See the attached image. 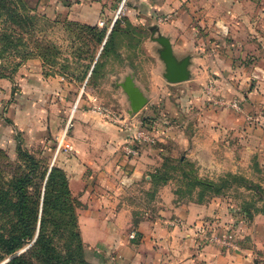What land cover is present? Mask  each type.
<instances>
[{"label": "rangeland", "instance_id": "374dc122", "mask_svg": "<svg viewBox=\"0 0 264 264\" xmlns=\"http://www.w3.org/2000/svg\"><path fill=\"white\" fill-rule=\"evenodd\" d=\"M14 2L18 17L10 21H6L4 16L0 19V34H3V37H11L13 41L12 45H6L4 41H0V74L7 75L13 80L19 102L14 101L16 94L12 101L16 103L18 109L26 106L25 101L22 102L25 100L22 95L24 87L20 86H29L31 90L29 96L35 98L32 103L38 104L39 108L48 114L44 118L49 120L52 131L40 144L33 143L31 138V146H28L20 128L23 114L21 111L16 113L15 118L19 125L13 123L15 131L12 141L4 146L0 145V150L5 152L11 165L10 175L18 173V167H21V170L25 169L19 157V151L22 150L42 161L47 175L53 167H58L66 173L69 181V174L64 167L66 160H63L64 163L61 164L60 157L73 150H66L64 146L61 150L59 149L64 138V144H70L74 133L82 135L90 131L89 122L82 124L77 122L80 112L92 118H102L114 126L121 134V141L123 140V143L118 146L121 151L128 144L129 135L133 132L136 134L139 129L146 131L149 135L155 134L160 139L161 132L165 128L178 133V124L191 126L201 112H206L204 115L206 117L210 112L216 113V116L222 115L223 123L220 122L218 125L220 128L218 126L216 128L220 130L216 142L219 154L221 153L222 164L226 167L222 169L225 170L224 172H221L219 176L202 172L197 163L183 157L188 153L184 151V147L182 149L173 147L175 157L166 159L169 161L165 160L160 169L174 185L177 201L208 204L212 199L221 198V204L227 206L219 219L201 224L197 235L201 243L230 252L242 253L248 250L255 255L254 264H264V250L259 249L254 237L259 235L255 234L259 224L257 221L264 220L263 217L258 219V216H264V213L257 211V208H262L263 204L254 191L245 185L241 186L243 184L233 182L218 197L212 196L209 192L203 194L202 189L192 186L194 177L219 183L221 179L232 174L245 178L250 184L254 183L264 189V148H262L264 146V103L260 86H256L253 79L242 84L243 76L238 77L233 74L231 77L223 75L221 78L210 73L211 63L216 62L210 59L207 60L205 72L197 70L198 73L193 74L192 80L181 84L168 83L162 76L163 65L156 52L158 45L151 41L150 27L141 20L143 14H134L131 10L133 0L126 1L119 15V18L123 20L122 28L128 29L131 25L132 30V35L126 36L125 39L123 36L119 38L116 49L121 55L120 58L111 56L104 60L103 68L99 69V73L92 75V67L95 66L99 57L94 61L92 56L95 48L94 39L90 35L83 33L80 28L70 27V24L76 22L69 21L67 17L53 15L51 0H14ZM122 3L123 0H117L115 4L114 9L117 14ZM128 22L130 24H127ZM108 23L104 26H88L110 29L111 22ZM192 39L195 40L197 47L199 44L197 37L193 36ZM213 45L205 43L202 48L210 51ZM237 48L240 47L237 46ZM80 53L85 55L81 56ZM189 53L196 55L197 52ZM179 54L185 55L187 52L179 51ZM234 56V59L227 61L228 64L233 62L234 66L240 63L248 66L249 61L251 65L254 63L251 57L244 58L243 55L238 59V53L235 54V52ZM130 74H134L136 84L149 97L148 104L134 116L129 115L130 103L123 88L119 86ZM252 88L257 91L255 94H251ZM193 100H197L201 106L190 105ZM193 117L195 120H192ZM34 118L36 119L37 116ZM52 120L56 123H52ZM231 121L237 122L235 129H229ZM251 130H254L252 131L254 134L249 137L248 131ZM233 132L236 133L233 134ZM250 143L253 144V149L248 151ZM164 144V141L157 140L156 144L145 146L147 148L161 147L160 145L172 147L169 143ZM138 147L142 151L144 146ZM123 155L128 159L138 157H129L124 151ZM235 166L239 169L236 171L229 169ZM148 173L150 176L155 174ZM38 181L43 183L42 178ZM150 182V188L146 182H143L126 193L125 196L132 203L131 205L144 210L152 206L144 200L157 193L160 187H155L152 179ZM69 187L71 190L70 182ZM72 195L77 200V214L80 217L83 203L73 192ZM2 216L0 230L7 231L4 224L9 222L10 218L5 219L6 214ZM40 217L41 215L39 219L35 218L39 222L32 239L27 240L12 254L7 255L0 251V264H8L17 257H25L26 264H32V262L36 264V261L40 264L36 254L33 256L30 254L39 237ZM137 220L138 218L135 217L134 222L136 223ZM262 222L261 224H264V221ZM79 226L85 246V261L89 264H104L90 255L81 231L80 220Z\"/></svg>", "mask_w": 264, "mask_h": 264}, {"label": "crops", "instance_id": "0c3cea01", "mask_svg": "<svg viewBox=\"0 0 264 264\" xmlns=\"http://www.w3.org/2000/svg\"><path fill=\"white\" fill-rule=\"evenodd\" d=\"M116 2L51 0L52 13L57 17L63 15L69 21L83 25L104 26L111 22L107 38L119 19H116L114 9ZM131 10L134 14H143L141 20L149 27L157 25L164 35L171 37L177 54L179 51L197 52L194 54L193 74L205 72L207 60H214L210 73L221 78L233 74L243 76L242 84L253 79L256 86H260L264 103V0H133ZM193 36L197 37V47ZM205 43L214 44L212 50H204ZM233 51L238 53V59L244 55V58L251 57L254 63L251 65L249 61L248 66L228 64L227 61L235 57ZM20 87H24L22 95L25 100L22 102L25 101L26 106L18 109L12 101L15 94L14 101H18L13 80L0 78V145L3 146L12 141L13 123L19 125L15 118L19 111L23 114L20 128L28 146H31V138L33 143L40 144L52 131L49 120L44 118L48 114L32 103L35 98L29 96V86ZM253 89L251 94L257 92ZM190 103L201 106L197 100ZM205 114L199 113L196 120L193 117L195 122L191 126L178 124V133L165 128L160 139L154 134L157 140L172 147L160 145L152 148L150 144L147 148L144 145L134 159L126 158L118 147L123 140L114 126L102 118H92L82 112L78 114L77 122H89L90 131L73 134V144L70 143L73 152L61 155L60 162L63 164L66 160L64 167L70 177L71 190L83 203L79 217L81 231L90 255L96 260L104 264H254L255 255L248 250L230 252L204 245L197 238L201 224L219 219L227 208L221 204V198L212 199L208 204L177 201L171 181L154 195L147 194L149 197L144 201L152 206L145 210L131 205L125 196L139 183L146 182L151 187L148 172L155 173L166 159L175 157L173 147H184L188 153L183 157L197 163L202 172L219 176L225 171L216 142L220 131L216 128L223 123L222 115L210 112L206 117ZM52 123H56L55 120ZM230 124L233 126L230 125L229 129H235L237 122L231 121ZM54 128H57L55 124ZM252 131H248L249 137L254 134ZM252 149L250 143L247 150ZM229 169L236 171L239 167ZM135 217L138 218L136 223ZM261 217L264 218L259 215L258 219ZM262 221H257L255 233L260 239L254 237L259 249L264 250Z\"/></svg>", "mask_w": 264, "mask_h": 264}, {"label": "trees", "instance_id": "16d2710c", "mask_svg": "<svg viewBox=\"0 0 264 264\" xmlns=\"http://www.w3.org/2000/svg\"><path fill=\"white\" fill-rule=\"evenodd\" d=\"M14 3V0H0V19L4 16L6 21H10L18 17ZM122 21L120 18L117 19L108 38V28L79 23L70 24V27L80 28L83 33L94 39L95 48L92 52L94 61L101 51L95 66L92 67V75L99 73V69L103 68L104 60L111 56L120 58L121 55L116 49L119 38L123 36L125 39L126 36L132 35L131 25L128 29H124L121 26ZM2 35L0 34V41H4L6 45L13 44L11 37ZM91 48L93 49L92 46ZM80 55L85 54L80 53ZM7 77L9 78L0 74V78ZM19 157L25 169L21 170V167H18L19 172L10 175L11 165L8 157L0 150V222L4 214H6L5 219L10 218L9 222L4 224L7 231L0 230V251L7 255L12 254L27 240L32 239L37 230L39 222L37 219L41 215L40 233L31 250V256L36 254L40 264H89L84 258L85 246L80 232L77 200L72 195L66 173L61 168L53 167L47 175L43 162L32 154L20 150ZM161 170L158 169L151 176L155 187H161L169 182ZM41 178L43 183L38 181ZM233 182L252 189L263 204L262 208H257V211L264 213V189L254 183L250 184L245 178L231 174L218 183L194 177L192 186L202 189L203 194L209 192L212 196L219 197ZM33 212L37 214L33 215ZM25 260V257H17L8 264H26ZM37 262L36 264H39Z\"/></svg>", "mask_w": 264, "mask_h": 264}, {"label": "water", "instance_id": "95a60500", "mask_svg": "<svg viewBox=\"0 0 264 264\" xmlns=\"http://www.w3.org/2000/svg\"><path fill=\"white\" fill-rule=\"evenodd\" d=\"M150 32L151 41L158 45L156 52L163 65V78L170 84H181L192 80L195 56L192 53L177 54L171 37L164 35L159 26H150ZM119 86L123 88L130 103V116L139 113L148 104L149 97L136 84L134 74L126 76Z\"/></svg>", "mask_w": 264, "mask_h": 264}, {"label": "built area", "instance_id": "2783aa9c", "mask_svg": "<svg viewBox=\"0 0 264 264\" xmlns=\"http://www.w3.org/2000/svg\"><path fill=\"white\" fill-rule=\"evenodd\" d=\"M127 0H123V3L121 5L120 11L117 14L116 19L119 17L120 13H121V9L123 7V5H125ZM122 123V122H121ZM65 138L63 139V141H61V145H60V149L61 147L64 146V148L66 150H70L72 149L71 144L67 143L64 144ZM157 141L156 136L154 134L149 135L146 131L139 129L138 132H133L132 135H129L128 137V144L124 147L123 151L126 153L127 156L129 157H136L140 155V148L138 147L140 146H144L146 144H155Z\"/></svg>", "mask_w": 264, "mask_h": 264}]
</instances>
